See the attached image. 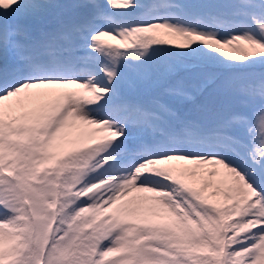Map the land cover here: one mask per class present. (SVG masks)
<instances>
[{
  "label": "snow or ice",
  "instance_id": "obj_1",
  "mask_svg": "<svg viewBox=\"0 0 264 264\" xmlns=\"http://www.w3.org/2000/svg\"><path fill=\"white\" fill-rule=\"evenodd\" d=\"M0 264H264V0H0Z\"/></svg>",
  "mask_w": 264,
  "mask_h": 264
}]
</instances>
